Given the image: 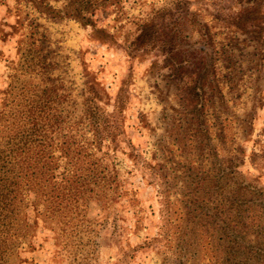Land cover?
<instances>
[{"label": "rangeland", "instance_id": "374dc122", "mask_svg": "<svg viewBox=\"0 0 264 264\" xmlns=\"http://www.w3.org/2000/svg\"><path fill=\"white\" fill-rule=\"evenodd\" d=\"M67 1L0 0V144L43 90L79 134L90 82L123 192L38 220L5 264H264V0H104L86 23L49 13Z\"/></svg>", "mask_w": 264, "mask_h": 264}, {"label": "trees", "instance_id": "16d2710c", "mask_svg": "<svg viewBox=\"0 0 264 264\" xmlns=\"http://www.w3.org/2000/svg\"><path fill=\"white\" fill-rule=\"evenodd\" d=\"M102 1L69 0L61 10L55 11L51 6L47 9L52 16L61 13L86 23L89 12ZM86 85L80 128L83 131L79 134L69 130L67 116L58 115L59 100L51 99L50 93L43 90L44 96L38 100L24 101L18 121L14 119L11 123L18 128L12 134L16 141L0 144V264H5L4 255H10L7 251L13 247L25 244L27 250H34L38 220L46 223L66 217L68 222L87 200L109 201L123 192L118 171L111 161V152L119 147L114 113L105 112L101 106L103 98L95 85L90 82ZM56 132L60 144H52ZM239 217L240 214L237 221L246 226ZM233 240L236 246H231L230 251L237 254L244 248L260 260L262 248L258 241L254 247H247L235 237Z\"/></svg>", "mask_w": 264, "mask_h": 264}]
</instances>
